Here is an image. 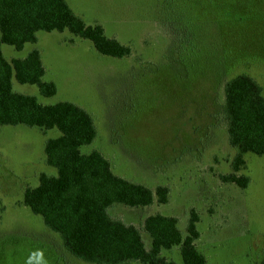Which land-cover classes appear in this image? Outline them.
Instances as JSON below:
<instances>
[{"label": "rangeland", "instance_id": "374dc122", "mask_svg": "<svg viewBox=\"0 0 264 264\" xmlns=\"http://www.w3.org/2000/svg\"><path fill=\"white\" fill-rule=\"evenodd\" d=\"M87 23L132 47L117 58L69 31L38 32L22 50L3 44L8 59L38 48L57 93L36 85L18 92L43 103L71 101L93 116L97 137L84 152L101 151L115 173L156 189L168 185L167 203L115 204L109 212L135 223L147 246L145 218L176 215L186 233L199 215V251L207 264H258L264 257V155L242 154L229 136L226 87L239 73L264 90V0H67ZM57 129L0 127V264H93L77 258L42 216L23 202L45 172V146ZM240 161L242 185L222 176ZM163 254L184 264L178 246ZM128 264H142L133 261Z\"/></svg>", "mask_w": 264, "mask_h": 264}, {"label": "trees", "instance_id": "16d2710c", "mask_svg": "<svg viewBox=\"0 0 264 264\" xmlns=\"http://www.w3.org/2000/svg\"><path fill=\"white\" fill-rule=\"evenodd\" d=\"M40 31H69L92 41L103 55L123 58L132 54L130 45L108 36L101 23H87L67 0H0V127L26 125L59 131L45 146L47 163L57 173L43 172L39 184L26 189L24 204L61 236L71 254L89 263L177 264L163 250L178 246L184 264H207L196 244L201 232L194 209L186 233L176 215H148L143 228L151 237L150 246L137 224L109 212L115 204L147 207L155 201L167 203L170 188L162 184L154 189L128 179L115 173L101 151L84 152L82 147L91 144L98 133L89 111L67 100L46 104L34 94L14 89L16 79L20 84L36 85L45 97L57 93L56 83L44 79L46 68L38 48L26 57L12 59L3 52V44L22 50L27 43H37ZM226 92L231 144L242 154L264 155L263 87L248 73H239ZM233 166L235 172L222 178L242 185L237 157ZM258 264H264V257Z\"/></svg>", "mask_w": 264, "mask_h": 264}]
</instances>
